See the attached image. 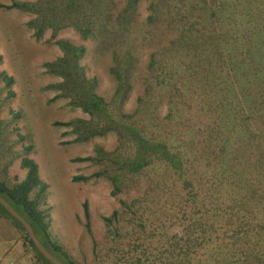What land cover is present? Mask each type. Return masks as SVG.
Segmentation results:
<instances>
[{
	"label": "trees",
	"instance_id": "trees-1",
	"mask_svg": "<svg viewBox=\"0 0 264 264\" xmlns=\"http://www.w3.org/2000/svg\"><path fill=\"white\" fill-rule=\"evenodd\" d=\"M139 1L121 7L116 0L0 2V8L33 13L29 24L37 37L71 25L96 40L97 53L110 56V99L97 93L96 77L80 64L83 45L59 39L62 55L45 64L61 77L48 86L60 91L55 97H68L89 115L56 124L71 125L79 141L108 131L119 138L112 151L76 157L103 166L73 180L103 175L113 195L138 193L103 217L111 245L102 256L94 240V263L264 264V0H145L141 18ZM0 75L7 88L1 105L15 92L14 78ZM137 81L141 92L125 111ZM27 140L0 119V196L64 264H88L70 256L51 231L49 185ZM16 157L25 173L11 181L7 168ZM83 212L91 233L86 201ZM2 217L39 264H52L0 204Z\"/></svg>",
	"mask_w": 264,
	"mask_h": 264
},
{
	"label": "rangeland",
	"instance_id": "rangeland-1",
	"mask_svg": "<svg viewBox=\"0 0 264 264\" xmlns=\"http://www.w3.org/2000/svg\"><path fill=\"white\" fill-rule=\"evenodd\" d=\"M13 1L31 0H0L3 4ZM116 1L117 7L125 2ZM146 5L145 0L138 2L140 18L147 15ZM34 16L17 8H0V73L6 72L14 78L11 88L15 92L14 97L5 99L0 105V119L5 121L9 132L17 128L21 134H26V142H32L34 146L29 155L38 164L40 178L49 185L47 205L50 207L52 233L75 260L95 264L94 240L102 256L111 245L103 217L120 209V199L128 200L138 193L113 195V185L103 175L73 180L74 176H89L103 166L94 161H76V157L94 156L98 148L112 151L119 138L114 131H108L87 141H79L71 125H57V121L88 118L89 115L81 107L71 104L68 97H55L60 91L48 86L61 81V77L50 73L45 64L62 55L57 40L83 45L86 50L79 62L88 77H96L97 93L110 99L115 88V80L109 72L111 59L109 54L97 53V42L93 37L83 38L71 25L56 33L49 27L41 36H35L34 28L29 24ZM0 88H3L0 97H5L7 88L1 75ZM140 92L141 83L137 81L124 104L125 111L134 108ZM16 112H20L19 117L14 116ZM14 134L12 131V136ZM21 147L19 142L14 149ZM20 157L14 158L7 168L11 181L24 176ZM141 183L144 186V180ZM84 201L88 203L91 233L84 225ZM7 218H0V264H39L21 232ZM101 259L99 256V261Z\"/></svg>",
	"mask_w": 264,
	"mask_h": 264
},
{
	"label": "water",
	"instance_id": "water-1",
	"mask_svg": "<svg viewBox=\"0 0 264 264\" xmlns=\"http://www.w3.org/2000/svg\"><path fill=\"white\" fill-rule=\"evenodd\" d=\"M0 204L8 211V213L14 217L16 220H18L23 227L25 228L28 236L33 241L36 248L39 250V252L52 264H64L60 259H58L55 255H53L37 238V236L34 233L33 228L29 224V222L16 210L13 208V206L2 196H0Z\"/></svg>",
	"mask_w": 264,
	"mask_h": 264
}]
</instances>
